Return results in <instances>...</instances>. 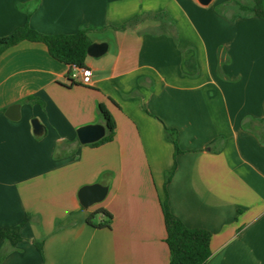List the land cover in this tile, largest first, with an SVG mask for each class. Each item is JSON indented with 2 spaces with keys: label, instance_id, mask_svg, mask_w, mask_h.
<instances>
[{
  "label": "crops",
  "instance_id": "obj_1",
  "mask_svg": "<svg viewBox=\"0 0 264 264\" xmlns=\"http://www.w3.org/2000/svg\"><path fill=\"white\" fill-rule=\"evenodd\" d=\"M236 11L234 0H0V39L29 23L108 46L88 55V85H71L43 43L0 57V226L30 217L16 246L0 242V264H170L165 199L212 234L206 264H264V19L231 22ZM100 105L115 137L83 145L79 128L105 125ZM93 184L108 195L84 208ZM103 211L112 226H91Z\"/></svg>",
  "mask_w": 264,
  "mask_h": 264
},
{
  "label": "trees",
  "instance_id": "obj_2",
  "mask_svg": "<svg viewBox=\"0 0 264 264\" xmlns=\"http://www.w3.org/2000/svg\"><path fill=\"white\" fill-rule=\"evenodd\" d=\"M237 5V11L233 22L237 18L257 17L264 19V0H251L244 3L234 0ZM160 20H164L163 15L152 16ZM88 30L82 29L71 35H45L30 27L29 23L18 28L13 34L0 39V57L4 50L17 45L22 41H31L43 43L47 46L50 55L69 66H76L79 68L85 67L86 59L88 57V48L92 41L89 38ZM72 83L71 85H74ZM99 113L104 120L105 125L109 131L105 138L101 141L91 144L93 147L103 145L113 141L116 131V123L110 112L100 105ZM168 138L175 146L176 156L180 153L178 147V133L176 130L166 128ZM171 180V177L168 181ZM162 210L164 214L167 238L166 242L170 248V264H206L212 256L211 238L212 234L204 229H193L187 227L184 222L175 216L168 205L167 199L162 202ZM106 217L105 221L95 223V215L88 218V223L91 226L98 228H110L113 223V216L106 211L100 212ZM30 217L18 226L15 227H1L0 226V242L7 241L12 246H16L22 241L21 230L22 227L29 222ZM38 250L43 254V241L35 242Z\"/></svg>",
  "mask_w": 264,
  "mask_h": 264
},
{
  "label": "water",
  "instance_id": "obj_3",
  "mask_svg": "<svg viewBox=\"0 0 264 264\" xmlns=\"http://www.w3.org/2000/svg\"><path fill=\"white\" fill-rule=\"evenodd\" d=\"M202 5H209L213 0H198ZM107 44L93 43L88 48V55L99 57L107 50ZM11 119L17 120L20 117V106L15 105L9 108L8 114ZM34 132L37 135L43 133V127L38 119L33 120ZM108 127L103 124H92L79 128L77 130L78 139L83 145H91L101 141L108 134ZM109 188L102 184H93L84 186L79 191V200L84 208H89L95 204L101 203L108 195Z\"/></svg>",
  "mask_w": 264,
  "mask_h": 264
},
{
  "label": "built area",
  "instance_id": "obj_4",
  "mask_svg": "<svg viewBox=\"0 0 264 264\" xmlns=\"http://www.w3.org/2000/svg\"><path fill=\"white\" fill-rule=\"evenodd\" d=\"M68 81L72 83H80L88 85L91 83V74L89 70L85 67L79 68L76 66H71V71L68 75Z\"/></svg>",
  "mask_w": 264,
  "mask_h": 264
}]
</instances>
